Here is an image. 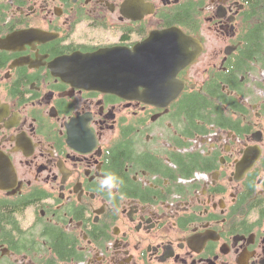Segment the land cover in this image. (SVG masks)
<instances>
[{"label":"flooded vegetation","instance_id":"af4514ba","mask_svg":"<svg viewBox=\"0 0 264 264\" xmlns=\"http://www.w3.org/2000/svg\"><path fill=\"white\" fill-rule=\"evenodd\" d=\"M243 10L240 0H0V264H264V84L238 73ZM204 22L222 41L210 51ZM172 27L202 49L168 103L57 71ZM109 174L111 193L100 187Z\"/></svg>","mask_w":264,"mask_h":264},{"label":"water","instance_id":"95a60500","mask_svg":"<svg viewBox=\"0 0 264 264\" xmlns=\"http://www.w3.org/2000/svg\"><path fill=\"white\" fill-rule=\"evenodd\" d=\"M201 49L199 40L172 27L151 32L132 51L101 49L78 59L75 57L73 65L59 66L57 71L74 73V76L63 77L77 87L113 93L125 99L138 98L147 103H155L156 99L168 103L176 99L185 86L175 75L192 64ZM111 57L123 63H98ZM85 73L90 75H82ZM171 74L174 76H169ZM259 155L258 151L248 153L240 162V170L248 169Z\"/></svg>","mask_w":264,"mask_h":264},{"label":"trees","instance_id":"16d2710c","mask_svg":"<svg viewBox=\"0 0 264 264\" xmlns=\"http://www.w3.org/2000/svg\"><path fill=\"white\" fill-rule=\"evenodd\" d=\"M240 2L244 4V10L241 11L238 73L248 76L254 72L255 66L264 70V0H240ZM195 100L193 104H197Z\"/></svg>","mask_w":264,"mask_h":264},{"label":"rangeland","instance_id":"374dc122","mask_svg":"<svg viewBox=\"0 0 264 264\" xmlns=\"http://www.w3.org/2000/svg\"><path fill=\"white\" fill-rule=\"evenodd\" d=\"M207 29H208L207 25L204 22L203 23L202 36L204 37V40H205V42L208 45V51H210V48L212 46H218L219 43L222 42V41L219 38V33L218 32H216L214 30L211 32V31H208ZM207 62H208V58H207V54H205L204 57L196 65L193 66L192 69L193 70H202L204 65ZM248 76H259L258 82H261L262 84H264V82L262 80H260V76H264V70L259 69L257 66H255L254 72L250 73Z\"/></svg>","mask_w":264,"mask_h":264},{"label":"clouds","instance_id":"9594fccd","mask_svg":"<svg viewBox=\"0 0 264 264\" xmlns=\"http://www.w3.org/2000/svg\"><path fill=\"white\" fill-rule=\"evenodd\" d=\"M105 186L108 187L109 193H111V189L116 186V177L109 174L100 184L101 189Z\"/></svg>","mask_w":264,"mask_h":264},{"label":"bare ground","instance_id":"6f19581e","mask_svg":"<svg viewBox=\"0 0 264 264\" xmlns=\"http://www.w3.org/2000/svg\"><path fill=\"white\" fill-rule=\"evenodd\" d=\"M201 51V50H200ZM63 77V76H62ZM64 77H67V76H64ZM168 85H171V82L170 81H167L166 82Z\"/></svg>","mask_w":264,"mask_h":264}]
</instances>
